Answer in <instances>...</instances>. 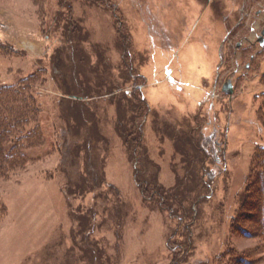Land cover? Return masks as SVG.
<instances>
[{
    "label": "rangeland",
    "instance_id": "1",
    "mask_svg": "<svg viewBox=\"0 0 264 264\" xmlns=\"http://www.w3.org/2000/svg\"><path fill=\"white\" fill-rule=\"evenodd\" d=\"M263 30L264 0H0V264H264Z\"/></svg>",
    "mask_w": 264,
    "mask_h": 264
},
{
    "label": "trees",
    "instance_id": "2",
    "mask_svg": "<svg viewBox=\"0 0 264 264\" xmlns=\"http://www.w3.org/2000/svg\"><path fill=\"white\" fill-rule=\"evenodd\" d=\"M59 80H60V84L62 85V88H63V90H65L66 92H67V94H69L68 92H70L71 93V90L72 89H70L69 88V86H68V84H67V82L68 81H65L64 80V77H61V78H59ZM2 91H0V93H1ZM5 95L6 94H0V97H3V99H5ZM78 97H81L82 99H78V103H80L81 101L83 102V103H85L86 102V99H91V97L92 96H90V95H87V94H85V93H82V92H77V94H76ZM5 100H0V105H1V103L2 102H4ZM69 102L70 101H72V100H68ZM74 101H77V100H74ZM18 118V117H17ZM15 124H17V122H14ZM8 125H9V123H8Z\"/></svg>",
    "mask_w": 264,
    "mask_h": 264
},
{
    "label": "water",
    "instance_id": "3",
    "mask_svg": "<svg viewBox=\"0 0 264 264\" xmlns=\"http://www.w3.org/2000/svg\"><path fill=\"white\" fill-rule=\"evenodd\" d=\"M263 34H264V30H263ZM262 43L264 42V38L261 39ZM233 86H232V83L230 81L226 82L224 87H223V91L232 95L233 93ZM74 98H77V99H82L81 97H78V96H74Z\"/></svg>",
    "mask_w": 264,
    "mask_h": 264
},
{
    "label": "flooded vegetation",
    "instance_id": "4",
    "mask_svg": "<svg viewBox=\"0 0 264 264\" xmlns=\"http://www.w3.org/2000/svg\"><path fill=\"white\" fill-rule=\"evenodd\" d=\"M253 58V57H252ZM229 81L232 83V86H233V81H231L230 79H229Z\"/></svg>",
    "mask_w": 264,
    "mask_h": 264
}]
</instances>
